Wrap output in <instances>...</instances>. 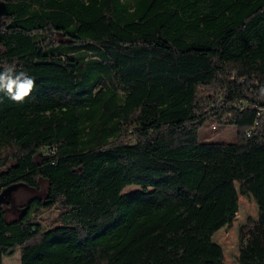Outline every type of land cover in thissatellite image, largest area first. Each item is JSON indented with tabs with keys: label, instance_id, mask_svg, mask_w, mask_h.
Returning <instances> with one entry per match:
<instances>
[{
	"label": "trees",
	"instance_id": "16d2710c",
	"mask_svg": "<svg viewBox=\"0 0 264 264\" xmlns=\"http://www.w3.org/2000/svg\"><path fill=\"white\" fill-rule=\"evenodd\" d=\"M13 65L36 87L0 92V197L39 191V214L0 200V264H226L240 195L238 264H264V0H0Z\"/></svg>",
	"mask_w": 264,
	"mask_h": 264
},
{
	"label": "rangeland",
	"instance_id": "374dc122",
	"mask_svg": "<svg viewBox=\"0 0 264 264\" xmlns=\"http://www.w3.org/2000/svg\"><path fill=\"white\" fill-rule=\"evenodd\" d=\"M215 124H217V121H209L203 125L200 130V138L202 140L207 139L228 142L238 140V129L236 126L218 124V128L213 129V125ZM38 195L39 191H33L24 185L13 186L5 190L0 200L5 208L6 220L12 221L26 211L30 217L36 218L37 214H39V212L35 210L37 203L34 202V207L30 204L27 206V204L32 197ZM258 212V205L253 198H245L240 195L239 212L233 225L231 227H224L215 233L213 239L223 247L226 264H238L239 227L246 223L250 217L258 219ZM55 214V211H45L36 221L47 224L46 220L50 219L51 216H55ZM4 264H21L20 250L12 256H6L4 258Z\"/></svg>",
	"mask_w": 264,
	"mask_h": 264
},
{
	"label": "clouds",
	"instance_id": "9594fccd",
	"mask_svg": "<svg viewBox=\"0 0 264 264\" xmlns=\"http://www.w3.org/2000/svg\"><path fill=\"white\" fill-rule=\"evenodd\" d=\"M35 87V79L26 71H16L14 65L0 71V92L6 93L13 102L23 103Z\"/></svg>",
	"mask_w": 264,
	"mask_h": 264
},
{
	"label": "built area",
	"instance_id": "2783aa9c",
	"mask_svg": "<svg viewBox=\"0 0 264 264\" xmlns=\"http://www.w3.org/2000/svg\"><path fill=\"white\" fill-rule=\"evenodd\" d=\"M217 128H218V124L213 125V129H217ZM54 151H55V148L47 147V148H44L42 152L44 155H47V154L53 153Z\"/></svg>",
	"mask_w": 264,
	"mask_h": 264
}]
</instances>
